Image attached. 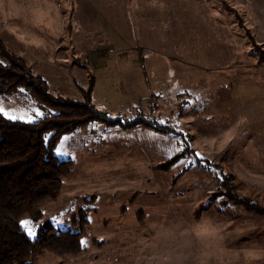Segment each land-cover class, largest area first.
<instances>
[{"label": "rangeland", "instance_id": "374dc122", "mask_svg": "<svg viewBox=\"0 0 264 264\" xmlns=\"http://www.w3.org/2000/svg\"><path fill=\"white\" fill-rule=\"evenodd\" d=\"M82 1L0 0L5 49L23 58L54 97L83 101L91 87L102 112L127 121L141 116L154 126L93 122L62 137L55 154L74 162L72 174L43 217L22 226L36 241L46 223L62 231H78L73 223L82 218L90 225L82 254H47L37 264H264V214L226 197L236 193L264 207V163L242 157L250 138L233 103L220 105L226 96L218 91L201 96L206 105L191 96L171 105L152 95L137 56L102 40L79 12ZM218 1L250 48L251 68L241 75L263 84L264 64L251 53L264 47L254 43L235 0ZM0 112L25 123L48 113L24 88L0 95Z\"/></svg>", "mask_w": 264, "mask_h": 264}, {"label": "crops", "instance_id": "0c3cea01", "mask_svg": "<svg viewBox=\"0 0 264 264\" xmlns=\"http://www.w3.org/2000/svg\"><path fill=\"white\" fill-rule=\"evenodd\" d=\"M234 2L264 47V0ZM78 10L102 40L122 43L137 56L152 95L171 105L180 96L206 105L201 96L210 91L225 95L220 105L233 103L250 138L242 157L264 163V83L241 75L251 68L250 48L218 0H83Z\"/></svg>", "mask_w": 264, "mask_h": 264}, {"label": "trees", "instance_id": "16d2710c", "mask_svg": "<svg viewBox=\"0 0 264 264\" xmlns=\"http://www.w3.org/2000/svg\"><path fill=\"white\" fill-rule=\"evenodd\" d=\"M251 56L264 64V49L252 51ZM21 88L29 90L48 113L37 122L25 123L9 120L0 112V264H37L47 254L78 256L84 252L82 239L90 225L87 219L74 221L73 228L78 231H62L46 223L39 229L36 241L22 226L26 220L43 217V207L58 200L64 181L72 174L74 162L61 160L55 154L57 145L65 134L93 122L107 126L123 123L128 127L154 126V122L141 116L127 121L102 112L92 102L91 87L83 101L54 97L47 82L34 75L23 58L7 51L0 39V95ZM155 126L168 129L161 124ZM231 194L236 193H226L229 203L264 214V207L256 202Z\"/></svg>", "mask_w": 264, "mask_h": 264}, {"label": "snow or ice", "instance_id": "6c2138e0", "mask_svg": "<svg viewBox=\"0 0 264 264\" xmlns=\"http://www.w3.org/2000/svg\"><path fill=\"white\" fill-rule=\"evenodd\" d=\"M27 223H28V222H26V221H25V222H22V225H25V226H26ZM28 231H29V234H31V229H29Z\"/></svg>", "mask_w": 264, "mask_h": 264}]
</instances>
